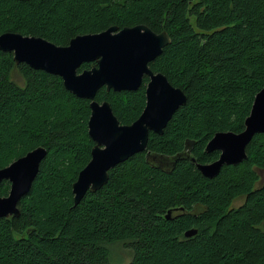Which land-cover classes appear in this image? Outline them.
Listing matches in <instances>:
<instances>
[{"label":"trees","instance_id":"trees-1","mask_svg":"<svg viewBox=\"0 0 264 264\" xmlns=\"http://www.w3.org/2000/svg\"><path fill=\"white\" fill-rule=\"evenodd\" d=\"M138 23L171 35L149 64L181 86L187 101L162 134L151 131L147 149L111 168L108 182L78 204L72 185L95 144L90 99L0 49V167L38 145L48 148L20 215L0 216V264H264V182L256 169L264 168V132L248 143L247 158L214 177L188 158L170 171L147 160L148 150L172 155L189 142L198 161L209 162L218 150L205 147L216 131L245 127L264 86V0H0V33L58 44ZM17 67L23 85L12 78ZM148 80L136 90L103 86L96 98L131 123L145 107ZM10 184L3 180L0 193ZM192 226L198 232L186 236ZM115 242L132 249L128 262L113 260Z\"/></svg>","mask_w":264,"mask_h":264},{"label":"water","instance_id":"water-1","mask_svg":"<svg viewBox=\"0 0 264 264\" xmlns=\"http://www.w3.org/2000/svg\"><path fill=\"white\" fill-rule=\"evenodd\" d=\"M172 41L169 32L156 31L148 24L111 25L96 32L79 33L69 43L58 44L42 35L6 30L0 33V49L12 51L17 63L43 69L62 77L65 87L79 97L90 99L89 134L95 141L91 158L73 182L74 204H78L89 190L100 189L109 180L110 169L136 152L148 147L151 131L162 134L175 111L187 101L185 90L173 84L162 71L150 67ZM84 62H94L80 70ZM146 104L131 123H123L108 99L99 101V89L136 90L145 76ZM245 127L219 130L209 139L206 151L220 150V155L209 162L198 161L191 146L168 155L147 151V160L163 170H172L181 158L194 162L209 177L218 175L224 164L238 163L248 157L247 145L258 132H264V86L256 93ZM48 154L45 145H38L0 167V185L10 181L7 194L0 193V216L20 215L19 202L29 193L42 161ZM169 209L166 216L171 217ZM198 232L192 226L186 236Z\"/></svg>","mask_w":264,"mask_h":264},{"label":"rangeland","instance_id":"rangeland-1","mask_svg":"<svg viewBox=\"0 0 264 264\" xmlns=\"http://www.w3.org/2000/svg\"><path fill=\"white\" fill-rule=\"evenodd\" d=\"M12 78L20 85H23L25 83V77L18 67L13 70ZM256 169L260 176L258 180V184H261L262 182H264V168L256 167ZM243 200L244 197L236 198L232 203V205L237 206L240 203H242ZM111 247H112V255L114 261L125 263L132 258V249L129 248V246L125 245L124 243L115 242L111 245Z\"/></svg>","mask_w":264,"mask_h":264},{"label":"flooded vegetation","instance_id":"flooded-vegetation-1","mask_svg":"<svg viewBox=\"0 0 264 264\" xmlns=\"http://www.w3.org/2000/svg\"><path fill=\"white\" fill-rule=\"evenodd\" d=\"M146 76H148V75H146ZM148 78H149V76H148ZM148 82V81H147ZM194 142L195 141H193V144H194ZM218 150V149H217ZM220 150H218V153H217V156H215L214 158H212L210 161H212V160H214V159H216L217 157H219V155H220ZM173 213H175V212H172V215H173Z\"/></svg>","mask_w":264,"mask_h":264}]
</instances>
